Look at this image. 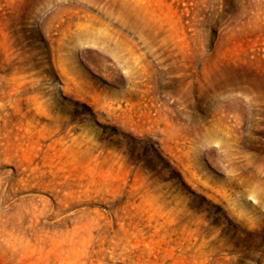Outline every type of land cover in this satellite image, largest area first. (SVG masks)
Returning a JSON list of instances; mask_svg holds the SVG:
<instances>
[{
  "label": "rangeland",
  "instance_id": "1",
  "mask_svg": "<svg viewBox=\"0 0 264 264\" xmlns=\"http://www.w3.org/2000/svg\"><path fill=\"white\" fill-rule=\"evenodd\" d=\"M0 264H264V0H0Z\"/></svg>",
  "mask_w": 264,
  "mask_h": 264
}]
</instances>
